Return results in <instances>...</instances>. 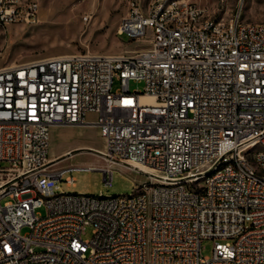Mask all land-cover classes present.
Returning a JSON list of instances; mask_svg holds the SVG:
<instances>
[{"label": "built area", "instance_id": "obj_1", "mask_svg": "<svg viewBox=\"0 0 264 264\" xmlns=\"http://www.w3.org/2000/svg\"><path fill=\"white\" fill-rule=\"evenodd\" d=\"M39 10L0 0V26L36 23ZM198 11L131 0L117 34L151 30L148 47L0 67V264H264V22L239 11L223 27ZM60 125H95L106 159L149 181L109 196L58 191L78 168L49 166Z\"/></svg>", "mask_w": 264, "mask_h": 264}, {"label": "rangeland", "instance_id": "obj_2", "mask_svg": "<svg viewBox=\"0 0 264 264\" xmlns=\"http://www.w3.org/2000/svg\"><path fill=\"white\" fill-rule=\"evenodd\" d=\"M147 5L150 0H140ZM216 19L229 20L239 11L241 17L252 22H264V0H188ZM131 0H40L39 20L32 24L0 26V67L59 54L96 52L127 54L142 50L151 44V30L147 36L132 40L126 34L118 35L120 22L128 15ZM89 15L85 21L83 17ZM144 81L131 79V91H144ZM121 83L115 80L114 88ZM94 114L87 119L93 120ZM51 132L50 163L54 169L78 167L64 173L58 180V191L96 195L131 193L149 176L124 163L109 161L99 151L105 141L95 125H60ZM79 145L93 147L76 148ZM66 149L72 153L53 157ZM111 184L105 181V171ZM68 176L74 183L66 181ZM40 211L44 212V208ZM28 228L24 227L22 233ZM92 236V227L85 228L83 238ZM203 256H212L214 241H202Z\"/></svg>", "mask_w": 264, "mask_h": 264}, {"label": "bare ground", "instance_id": "obj_3", "mask_svg": "<svg viewBox=\"0 0 264 264\" xmlns=\"http://www.w3.org/2000/svg\"><path fill=\"white\" fill-rule=\"evenodd\" d=\"M198 18H205V11H198ZM223 27H231V20L223 18ZM190 30H201V23H190ZM147 101H153V97L147 96L143 98Z\"/></svg>", "mask_w": 264, "mask_h": 264}, {"label": "crops", "instance_id": "obj_4", "mask_svg": "<svg viewBox=\"0 0 264 264\" xmlns=\"http://www.w3.org/2000/svg\"><path fill=\"white\" fill-rule=\"evenodd\" d=\"M89 114H93V113H89ZM66 126H69V125H66ZM57 126L53 127L52 128V132L56 131L57 130ZM59 129V128H58ZM84 147H93L92 145H79L77 146L76 148H84ZM68 153H72L71 149H66L64 151H62L61 153L59 154H56V155H52L53 157H60L62 154H68Z\"/></svg>", "mask_w": 264, "mask_h": 264}]
</instances>
